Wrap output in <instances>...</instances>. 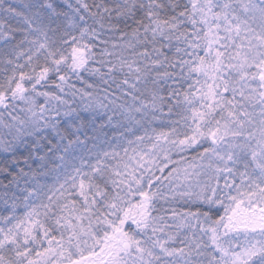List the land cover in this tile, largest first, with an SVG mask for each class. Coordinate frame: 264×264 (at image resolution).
Here are the masks:
<instances>
[{"label":"snow or ice","instance_id":"snow-or-ice-1","mask_svg":"<svg viewBox=\"0 0 264 264\" xmlns=\"http://www.w3.org/2000/svg\"><path fill=\"white\" fill-rule=\"evenodd\" d=\"M0 264H264V0H0Z\"/></svg>","mask_w":264,"mask_h":264},{"label":"trees","instance_id":"trees-1","mask_svg":"<svg viewBox=\"0 0 264 264\" xmlns=\"http://www.w3.org/2000/svg\"><path fill=\"white\" fill-rule=\"evenodd\" d=\"M77 83V86H79V84H78V82H76ZM69 102H71V98H69ZM77 103L79 102V99L77 98V101H76ZM161 129H158V131H160ZM185 209H181V211H184Z\"/></svg>","mask_w":264,"mask_h":264}]
</instances>
